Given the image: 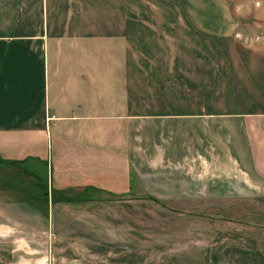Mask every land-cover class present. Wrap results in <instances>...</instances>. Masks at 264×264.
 <instances>
[{"label":"crops","instance_id":"0c3cea01","mask_svg":"<svg viewBox=\"0 0 264 264\" xmlns=\"http://www.w3.org/2000/svg\"><path fill=\"white\" fill-rule=\"evenodd\" d=\"M141 1L140 8L136 0H0V160H44L49 185L55 171L59 189L93 184L129 193V180L116 188L104 173L121 166L162 202H237L256 191L259 197L264 122L257 119L264 113H218L207 109L209 101L185 96L188 89L211 92L216 82L262 89L264 49L249 50L261 59L246 66L216 63L219 50L211 48H150L147 41L172 37L158 30L181 22L153 19L167 0ZM180 1L199 40L234 35L230 0ZM237 1L235 9L254 12L264 33V0ZM124 9L125 19L104 17ZM103 39L112 46L103 50ZM93 157L100 179L75 178L74 171H96ZM1 187L0 264H38V246L9 245L7 227L34 219L37 234L43 214L36 201L14 199L8 193H22Z\"/></svg>","mask_w":264,"mask_h":264},{"label":"rangeland","instance_id":"374dc122","mask_svg":"<svg viewBox=\"0 0 264 264\" xmlns=\"http://www.w3.org/2000/svg\"><path fill=\"white\" fill-rule=\"evenodd\" d=\"M141 2L136 0V6L141 8ZM229 3L236 22L233 36L199 40L195 34L200 31L191 22L192 17L184 3L167 0V4L152 11L153 19L161 17L172 22L177 19L181 24L163 27L158 31L172 37L150 40L146 45L149 44L150 48H211L219 50V55L213 58L216 63L222 60L228 65L233 59L246 66L258 62L261 58L249 50L264 49L263 27L254 24L257 20L254 12L244 14L235 9L240 1L230 0ZM138 10L142 11L136 9V12ZM126 11L106 12L104 17L119 16L120 19L121 16L125 19ZM101 43L103 50L113 44L105 39ZM138 44L136 42V48L140 46ZM210 86L213 89L207 93L188 89L185 97L198 99L200 103L209 101L214 105L200 108L203 110L264 113V84L259 90H231L230 84L217 82ZM127 111L132 113V106H128ZM135 112L143 111L135 108ZM258 118L261 123L264 122V117ZM165 145L166 142H163L161 146ZM49 152L52 154V149ZM22 165L41 178L45 176L44 160L30 158ZM90 165L96 171H74V177L78 178L80 174L82 181L86 182L100 179L99 162L93 157ZM121 168L105 170L104 173L113 185L129 180L134 185L129 193H113L112 188L93 184L68 186L65 183L67 187L64 189H68L67 194L71 197H75L85 186L89 187L87 195L90 200L52 204L36 199L33 205L44 215L39 217L38 233L34 229V219H17L13 227H7L8 244L38 246V264H264V191L259 197L256 194L260 193L256 191L237 202H162L136 187L135 174ZM2 171L1 176L10 177L13 174L22 179L23 173L18 167ZM73 173L69 172L70 175ZM56 179L60 177L54 171L51 174L53 186ZM116 188L120 187L117 185ZM11 193L8 196L14 199H25L22 195ZM30 225L33 226L32 234Z\"/></svg>","mask_w":264,"mask_h":264},{"label":"trees","instance_id":"16d2710c","mask_svg":"<svg viewBox=\"0 0 264 264\" xmlns=\"http://www.w3.org/2000/svg\"><path fill=\"white\" fill-rule=\"evenodd\" d=\"M0 164V172H3L2 170L5 168L13 167H18L22 171L23 175L21 180L13 174L10 177L0 175V185L2 189L21 192L27 201L41 199L45 202L50 200L52 204H56L59 202H83L90 200L87 195L89 189L87 186L75 197H71L67 194L68 189H59L51 184L49 185L47 171L44 174L45 176L41 178L36 173L24 168L22 162L0 160Z\"/></svg>","mask_w":264,"mask_h":264}]
</instances>
